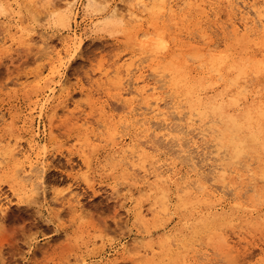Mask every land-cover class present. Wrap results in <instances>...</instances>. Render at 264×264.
I'll use <instances>...</instances> for the list:
<instances>
[{
  "label": "rangeland",
  "instance_id": "374dc122",
  "mask_svg": "<svg viewBox=\"0 0 264 264\" xmlns=\"http://www.w3.org/2000/svg\"><path fill=\"white\" fill-rule=\"evenodd\" d=\"M71 1L56 0L62 7L75 5L69 24L70 29L67 30L66 27L58 26L59 18L49 19L51 11L38 7V5H45L47 0H0V39H6L5 43L0 41V148L3 147L0 149V179L10 178L17 173L23 176L22 171L29 170V162H33V167L37 165L40 167V161L44 162V176L49 180L51 187L66 188L69 183H73L67 195L70 199L73 194L79 198V203L73 204V207L82 214V218L77 216L75 219H72L70 215L66 223L67 231L62 225L61 231L57 233L53 225V233L58 239H52L46 249H39V257L27 252L25 255L31 256L33 260H43L45 264H61V261L67 264L66 253L69 251L72 252L73 260L86 256L89 264H206V262L215 264L218 260L230 259L242 260L245 264H255L264 254L260 248V245L264 244V231H262L264 229V179H260L261 173L264 172V157L249 146L244 156L241 155L235 159L231 155V147L227 145L228 138L223 129L225 126L218 117L205 118L207 122L215 121L216 124L207 123V126L210 124L219 129L216 132V136L220 134L218 139L214 137L215 133L204 135L199 129L196 130L201 123L200 118L195 114L192 115L189 127L186 124L190 114L187 110H183L184 118L179 117L180 114L176 111H172L171 105L175 98L171 99V95L175 97L176 93L173 92V88H170L172 86L170 77L174 68L181 67L187 80L203 82L205 88L199 90L203 97L222 98L229 101L236 99V96L241 93L242 96L236 99L238 105L233 108L235 112H242L253 104L263 108L264 68L262 72L261 67L260 72L257 69L258 64H256L257 68L254 64L258 63L259 58V61H264V51L253 44L243 45L235 42L237 40L231 31V26L227 23L229 7L225 0H210L211 5L215 7L214 13L209 11L212 15L208 13L205 21L199 24L196 22L199 20V12L196 9L188 10L181 7L182 10H177L174 15L167 13L166 16V13L157 10L152 13L151 10H144L142 5H137V0H112L125 11L129 5H136L132 7L133 15L128 16L123 25L105 24L104 21L108 19L109 12L107 9L86 14L83 6L87 4V0H76L70 3ZM108 1L110 0H96L95 3L109 4L112 7L114 3ZM42 13L46 14L41 15ZM153 17L154 22L151 20ZM158 19L161 23L157 22ZM151 21L155 25L154 29ZM209 21H213L212 24ZM33 22L37 27H31ZM44 24L50 25L47 29L49 40L45 43L49 45L51 51L47 47L41 49L37 45L40 39L38 34L45 31V28L41 26ZM30 28L36 35L27 36ZM141 28L149 30L150 35L146 38L148 41L142 39L139 31ZM98 29H108V31L96 35ZM157 32L161 34V37L157 36ZM73 33L78 36L84 34V46H94V50L101 53L89 83L98 79L113 82V95H108V90L105 88L103 95H100L98 91L97 96L92 97L88 105L92 116L87 127L82 120L77 119L75 110L78 101H83L89 93L78 91L84 85H74L71 94L69 93V69L73 73L76 71L72 63L63 69V74L61 73V60L67 61L71 50V45L67 49L65 40H68ZM93 36L95 38H92ZM29 37L31 39H26ZM51 40H55L56 44L51 45ZM162 40L166 44L162 43L164 42ZM160 41L163 45L158 44ZM208 41H210L209 44ZM29 43L33 46L31 50L28 48ZM204 43L207 47L209 45V48ZM214 43L218 46L213 47L211 44ZM153 44L157 47V50L155 47L156 52L152 51ZM225 46L227 48H224ZM60 49H64L63 55L60 54ZM221 54H223L221 58L226 56L229 62L244 58L241 59V64L247 65L251 62L252 66H255L254 70L251 69V64L250 67L244 65L247 68H245L247 75L244 76V73L243 77L239 76V78L236 72L225 70L217 72L210 64L214 56H216L215 59L219 56V60ZM209 55H213L211 60ZM248 56L252 58L250 62ZM253 60L257 61L254 63ZM172 65L176 66L173 68ZM127 67L132 68L130 75L132 78L126 73ZM136 67L142 68L146 83L149 85L146 94L150 97L158 96L165 99L163 103L166 102L167 106L164 107V104H161L162 108L165 111L168 109L167 112L171 113H167L170 114V116L167 115L166 124L169 122L168 125H158V127L156 122L152 121L151 130L155 131L154 134L158 133L159 138L157 136L153 141L154 134L151 135V143L154 142V145L148 144L154 147H152L153 150L147 147L142 161L135 163L139 165L144 163L147 167L163 165L162 169L174 167L178 176L183 174L180 177L181 180L177 181L180 188L175 183H166L162 185V189L147 187L146 190L138 191L133 184L138 183L143 173L139 168L130 170L127 160H124L125 157L122 155L123 149L127 147L138 148L146 144L147 125L139 120L142 117L140 113L145 112L146 109L143 110L144 101L138 93V89L145 84L132 83L133 73H137ZM250 70L256 73L255 76L252 72H248ZM109 73H111L110 76ZM85 78H88L87 73ZM232 80L234 83L231 84ZM153 86H157L156 92L152 90ZM240 86L245 90L243 91ZM240 90L242 92H239ZM226 96L232 98L229 99ZM169 100H171L170 103ZM147 112L149 111L146 110V117H150L152 113ZM162 133L163 135L165 133V136L161 135ZM69 136L83 141L74 154H66L68 147L62 146V141L67 140ZM15 147L21 151V154L10 157L9 149ZM218 149L223 153L222 155L219 154ZM85 152L90 154L94 175L96 172L100 173L95 176L93 195L87 198H85V188L76 186L75 176L72 178L68 176L69 171L80 169L81 154ZM215 153H218V156ZM245 164L248 169L244 168ZM48 165L51 167H47ZM219 165L220 168H228L230 172L237 169L239 174L229 173V171L225 173L226 175L219 174L221 172H219L220 168L218 169ZM242 165L243 168H241ZM193 167L199 170L201 175L191 179L206 181V185L211 187L212 191L215 190L213 198L206 195L203 197L204 190L201 188L200 190L194 188L196 191L191 190L188 193L181 187L184 175ZM215 167L217 171L212 170ZM243 169L249 171H242ZM152 180L149 177V181ZM52 181L55 183L52 184ZM28 186L30 187L31 184L29 183ZM235 187L243 191L242 194L245 196L242 198L243 201L236 199L233 195L231 190ZM16 211L24 214V210L20 207H16ZM69 233L80 236L81 244L87 247L81 249L77 246L73 249L65 245L64 241ZM100 237L102 239H99L98 246L92 243ZM88 248H91V252ZM16 258V255L0 246V261ZM19 259L23 264L25 256H19Z\"/></svg>",
  "mask_w": 264,
  "mask_h": 264
},
{
  "label": "bare ground",
  "instance_id": "6f19581e",
  "mask_svg": "<svg viewBox=\"0 0 264 264\" xmlns=\"http://www.w3.org/2000/svg\"><path fill=\"white\" fill-rule=\"evenodd\" d=\"M76 0H72L70 3H73V2H75ZM134 1V0H133ZM89 2V0H87V3ZM94 2H96V0H94ZM108 2H113L114 3V1H112V0H110V1H108ZM225 2L227 3V6L229 7V18H228V22L227 23H229V25L231 26V31H232V33H233V35H234V37H235V39L237 40V41H235V42H238V43H241V44H243V45H246V44H253V45H255V47H259L261 50H263L264 51V22H262V17H264V0H225ZM136 3H137V5H142V7H143V9L144 10H147V11H149V10H151V13L152 12H155V10L153 9V6L155 5V6H160V5H163L164 6V11L162 12V13H166V16H167V13H170V14H172V15H174L175 13H176V11L177 10H182V8L181 7H183V8H186V9H188V10H198V12H199V20L198 21H196V22H198V24L199 23H201V21H205L204 19L207 17V15H208V13H210L209 11H212L213 13H214V8L215 7H213L212 5H211V2H210V0H137L136 1ZM215 3H217V2H215ZM214 3V4H215ZM225 3V4H226ZM220 5H221V3H219ZM218 4V5H219ZM224 4V5H225ZM66 6L68 5V2L65 4ZM222 6V5H221ZM220 6V7H221ZM113 8H116V9H119L120 11H121V14L123 15V13H129V16H131V15H133V13H134V10H133V8H129V7H127V9H126V11L124 10V9H122L121 7H118V4L115 2L114 3V5L112 6ZM219 7V8H220ZM227 7V8H228ZM218 8V7H217ZM226 8V7H225ZM222 10V9H221ZM158 11V10H157ZM160 12V11H159ZM158 12V13H159ZM179 12V11H178ZM226 12V11H225ZM189 13H190V11H189ZM160 14V13H159ZM193 14H195V13H193ZM211 14V13H210ZM228 14V13H227ZM196 15V14H195ZM194 15V16H195ZM212 15V14H211ZM161 16V15H160ZM177 16V15H176ZM216 16H218V15H216ZM216 16H214L215 18H216ZM163 17H165V16H163ZM162 17V18H163ZM171 17H174V16H171ZM185 18H186V15L184 16ZM197 17V16H196ZM209 17H210V15H209ZM221 17V16H220ZM161 17H160V19H162ZM177 18V17H176ZM198 18V17H197ZM219 18V17H218ZM225 18V17H224ZM154 19V17L153 18H151V20H153ZM155 19H157V18H155ZM164 19V18H163ZM203 19V20H202ZM208 19V18H207ZM221 20V19H220ZM219 20V21H220ZM159 21V19L157 20V22ZM172 21V20H171ZM211 21V20H210ZM209 21V23H211L212 24V22H210ZM226 21V20H225ZM224 21V22H225ZM152 22V21H151ZM153 22H154V20H153ZM152 22V23H153ZM156 22V21H155ZM160 22V21H159ZM221 22V21H220ZM161 23V22H160ZM174 23V22H173ZM163 24V23H162ZM196 24V23H195ZM203 24V23H202ZM220 24V23H219ZM224 24H226V23H224ZM150 25H152L151 23L149 24V26ZM153 25H154V23H153ZM201 25V24H200ZM215 25V24H214ZM148 26V27H149ZM157 26V25H156ZM176 26V25H175ZM193 26V25H192ZM211 26V25H210ZM217 26V25H216ZM151 27V26H150ZM154 27H155V25L153 26V29H154ZM194 27H195V25H194ZM225 27V26H224ZM223 27V28H224ZM227 27V26H226ZM67 28V30H69L70 29V25L68 26V27H66ZM162 28V27H161ZM200 28H201V26H200ZM218 28H219V26H218ZM205 29V28H204ZM207 29H208V26H207ZM206 29V30H207ZM72 30V29H71ZM199 30V29H198ZM197 30V31H198ZM201 30V29H200ZM140 31V33H141V36H142V39L143 40H145L146 38H148L149 37V35H150V32H149V30L148 29H140L139 30ZM156 31H157V29H156ZM158 31H161V30H158ZM164 31V30H163ZM195 31H196V29H195ZM73 32V31H72ZM166 31H164V33H165ZM208 32V31H207ZM223 32V31H222ZM23 33V32H22ZM29 33V32H28ZM152 33H153V30H152ZM158 34H160L159 32H157ZM156 33V34H157ZM162 33V32H161ZM163 33V34H164ZM157 34V36H159V37H161V34L160 35H158ZM166 34H167V32H166ZM205 34H206V32H205ZM204 33H203V35H205ZM155 35V34H154ZM209 35V34H208ZM232 35V34H231ZM232 35V36H233ZM23 36H24V34H23ZM27 36H30L29 34L27 35ZM136 36H139V35H136ZM152 36H153V34H152ZM151 36V37H152ZM164 36V35H163ZM205 36H207V34L205 35ZM204 36V37H205ZM79 36H78V34L76 35V34H72L71 35V37H68V40H65L67 43H66V45H67V49H68V47H70V45H72V41H73V38H78ZM158 37V38H159ZM231 37V36H230ZM12 38V37H11ZM155 38H157V37H155ZM208 38H209V36H208ZM211 38V37H210ZM209 38V39H210ZM26 39H31V37H29V38H26ZM160 40H161V38H159ZM203 39V38H202ZM150 40V39H149ZM167 40V39H166ZM211 41H212V39H210ZM0 41L2 42V43H5L6 42V39H0ZM146 41H148L147 39H146ZM153 41V40H152ZM151 41V42H152ZM157 41H159V40H157ZM162 41H164V40H162ZM162 41H160V43H158V44H161V42ZM207 41V40H206ZM29 41H27V43H28ZM156 42V41H155ZM204 42H205V40H204ZM162 43H164V44H166L165 43V41L164 42H162ZM203 43V42H202ZM206 43V42H205ZM205 43H204V45H205ZM210 43V41H208V44ZM216 43V42H215ZM211 44V45H213V47H215V45H217V44ZM144 44H145V42H144ZM147 44V43H146ZM155 44H157V42L155 43ZM155 44H153V45H151V48L153 47V49H152V51L154 52V50H155V47H156V45ZM141 45V44H140ZM155 45V46H154ZM161 45H163V44H161ZM210 45V46H211ZM158 46V45H157ZM206 46V45H205ZM218 46V45H217ZM216 46V47H217ZM165 47V46H164ZM207 47V46H206ZM229 47V46H228ZM254 47V48H255ZM162 48V47H161ZM167 48V47H166ZM207 48H209V45H208V47ZM224 48H227V46H225ZM230 48V47H229ZM165 49V48H164ZM193 49H195V48H193ZM202 49H204V48H202ZM210 49H211V47H210ZM213 49H215V48H213ZM156 50H157V47H156ZM156 50H155V52H156ZM212 50V49H211ZM248 50V49H247ZM195 51V50H194ZM231 51V50H230ZM262 51V52H263ZM193 52V51H192ZM225 52H227V51H225ZM232 52V51H231ZM261 52V53H262ZM200 53V52H199ZM209 53H211V51L209 52ZM213 53V52H212ZM224 53V52H223ZM230 53V52H229ZM233 53V52H232ZM231 53V54H232ZM243 53V52H242ZM252 53V52H251ZM201 54V53H200ZM216 54V53H215ZM244 54V53H243ZM249 54V53H248ZM188 55V54H187ZM198 55V54H197ZM218 55H220L219 53H218ZM223 54H221V56H220V59L218 60V58H219V56H217V59H215L214 57H216V56H214L213 58H212V60H211V57L213 56V55H209L210 56V59L209 60H211V67L213 66V68L212 69H215V70H217V72L218 71H220V72H222L223 70H225V71H229V72H236L237 74H238V78H239V76L241 77L247 70H245V68L248 66V67H250V64H251V66H252V63L250 62V60L252 59V58H250L249 56V64H247V65H243V64H241V61L244 59H239L238 61H236V62H229V59L228 58H226V56H224L225 58H221V57H223L222 56ZM225 55H227V53L225 54ZM247 55V54H246ZM252 55V54H251ZM264 55V54H263ZM200 56V55H199ZM233 56V55H232ZM258 56V55H257ZM256 56V57H257ZM58 57L60 58V55L58 54ZM201 57V56H200ZM198 58V57H197ZM202 58V57H201ZM237 58H240V57H237ZM193 59V58H192ZM214 59V60H213ZM235 59V58H234ZM247 59V60H248ZM255 59H257V58H255ZM260 59V58H259ZM259 59H258V63H255L256 61L255 60H253L252 62H254L255 64V66H256V64H258L257 66H259V68H257V66H256V68L259 70V69H261V67H262V69H261V71L263 72V68H264V61H262V60H260L259 61ZM263 59H264V57H263ZM194 61V60H193ZM246 61V60H245ZM182 62V61H181ZM208 62V61H207ZM248 62V61H247ZM202 63V62H201ZM209 63V62H208ZM243 63H244V61H243ZM133 64V63H132ZM175 64V63H174ZM184 64V66H185V63H183ZM124 66V65H123ZM134 66V65H133ZM173 66V65H172ZM174 66H176V65H174ZM174 66H173V68H174ZM200 66H202V65H200ZM254 66V67H255ZM126 67V66H125ZM209 67V66H208ZM253 66H252V70H254L253 68H254ZM134 68V67H133ZM137 68V67H136ZM172 68V67H171ZM181 67H179V68H174L175 70H173V74H172V77H170V79H172V81H171V84H172V86L170 87V88H173V92H175L174 94H175V97H172V95H171V99L172 98H175L173 101V105H171L172 106V108H173V110L172 111H176L178 114H180L179 115V117H185V112L183 113V110H187V112H189L190 114H189V118H188V120L186 119V124L189 126L190 124H189V122H192V115L193 114H195V115H197V117H199L200 118V125L199 126H197L196 128V130H198L199 129V131H200V133L201 134H208V133H210V135L211 134H213L214 135V133H215V135H214V137L215 138H217V137H220L219 135L220 134H218V136H216V132H218L219 131V129H217L216 128V126L214 125V124H216L215 123V121L214 122H211V121H209L208 120V122L205 120V118L207 117V116H213V117H218L219 118V120L221 119V121L223 122V124H224V128L223 129H225V134H226V136H227V140H228V147H231V150H230V152H231V155L233 156V157H235V159H237L236 157H239V156H244L245 154V152H247V150H248V148H249V146H251L253 149H254V151H256V152H258L261 156H263L264 157V106H263V108L261 107V106H259V105H255V104H253V105H250L249 107H247V108H245L242 112H235L234 110H233V108L234 107H236L237 105H238V103H237V101L238 100H236L239 96H242V95H240L241 93H239V95H237L236 97V99L235 98H233L232 100H223L222 98H214V99H211V98H207V97H203L202 95H201V93H199V90H201L203 87H204V84H203V82H191V81H189V80H187L186 78H187V76L185 75V73H182V70L180 69ZM200 68H202V67H200ZM132 69V68H131ZM131 69H129V67H127L126 68V73H127V75H129V77L130 78H132V76H130L132 73V71H131ZM135 69V68H134ZM184 69V68H183ZM247 69V68H246ZM256 69V70H257ZM117 70H118V68H117ZM187 70V69H186ZM211 70V69H210ZM134 71V70H133ZM171 70H169V72H170ZM260 71V70H259ZM259 71H257V72H259ZM260 71V72H261ZM117 72V71H116ZM125 72V71H124ZM248 72H252L251 70L250 71H248ZM130 73V74H129ZM137 73H139V74H137ZM137 73H133V77H134V79H133V84H136L137 82H142V83H144L145 85L141 88V89H138V93H139V95L140 96H142V99H143V101H144V104L142 105V106H144V107H142L143 108V110H144V108L147 110V111H149L150 113H152V115L150 116V117H146V110H145V112H141L140 113V115H142V117H141V119H139L143 124H146L147 126H146V128H145V130H146V144L144 145V147H138V148H135L134 146H132V147H127L126 149H123V151H122V155H124V157H125V159L124 160H127V163L128 164H136L135 162H140V161H142V159H143V155L145 154V152H146V149H147V147H150L152 150H153V146H150L149 144L152 142L151 141V135H153L154 134V130H151V127H152V121H154V122H156V124H157V126L158 125H160V126H164V125H168L169 124V122H168V124H166L167 123V119H168V116L167 115H169L170 116V114H167V113H171L170 111L169 112H167V110L165 111L163 108H162V105L164 104V107H166L167 105L165 104V103H163V100H165V99H163V98H161V97H158V96H152V97H150L149 95H147L146 94V92L148 91V84L146 83V79L144 78L145 77V75H144V73H143V71H142V68H137ZM171 73V72H170ZM197 73V72H196ZM233 73V74H234ZM253 73V72H252ZM222 74V73H221ZM236 74V75H237ZM256 74V73H255ZM255 74L253 73V75L255 76ZM196 75V74H195ZM194 75V76H195ZM218 75H219V73H218ZM245 75H247V73H245L244 74V76ZM258 75V74H257ZM171 76V75H170ZM197 76V75H196ZM209 76V75H208ZM234 77V76H233ZM243 77V76H242ZM220 78V77H219ZM235 78V77H234ZM237 78V79H238ZM243 79H245V78H243ZM208 80V79H207ZM228 80V79H227ZM235 80V79H234ZM234 80H232L231 81V84H232V82L234 81ZM242 80V79H241ZM240 80V81H241ZM229 81V80H228ZM135 82V83H134ZM237 82V81H236ZM243 82V81H242ZM170 83V82H169ZM214 83V82H213ZM234 83V82H233ZM206 84V83H205ZM214 84H216V83H214ZM228 84V83H227ZM230 84V85H231ZM170 85V84H169ZM207 86V85H206ZM169 87V86H168ZM241 87V86H240ZM243 87H245L244 86V84H243ZM205 88V87H204ZM227 88H228V86H227ZM226 88V89H227ZM156 89H157V86H153L152 87V90L154 91V92H156ZM241 89H242V87H241ZM244 89V88H243ZM242 89V90H243ZM245 90V89H244ZM243 90V91H244ZM209 91V90H208ZM238 91V90H237ZM213 92V91H212ZM239 92H242L241 90L239 91ZM210 93V92H209ZM223 93V92H222ZM173 94V93H172ZM238 94V93H237ZM234 96H235V94H233ZM230 96V95H229ZM168 97H170V96H168ZM221 97V96H220ZM227 98H229V99H231L232 97H228V96H226ZM225 97V98H226ZM170 99V98H169ZM169 103L171 102V100H169L168 101ZM162 104V105H161ZM240 104V103H239ZM261 104V103H260ZM169 105V104H168ZM133 109V108H132ZM131 110V109H130ZM169 110H171V109H169ZM135 111V110H134ZM237 111V110H236ZM149 112H147V113H149ZM186 115H187V113H186ZM191 116V117H190ZM183 117V118H184ZM194 118V117H193ZM130 119H131V117H130ZM199 120V119H198ZM205 120V121H204ZM183 121V120H182ZM136 122V121H135ZM134 122V123H135ZM139 122V121H138ZM217 122V121H216ZM219 122V121H218ZM152 123V124H151ZM207 123H214L213 125L215 126V127H213V126H210V124H209V126H207ZM142 124V125H143ZM151 124V125H150ZM219 124V123H218ZM141 125V124H140ZM156 126V127H157ZM187 126V127H188ZM154 127V126H153ZM155 127V128H156ZM159 127V126H158ZM165 127H167V126H165ZM165 127H162V128H165ZM190 127V126H189ZM188 127V128H189ZM186 129V128H185ZM191 129V128H190ZM167 130V129H166ZM187 130V129H186ZM193 130V129H192ZM161 133V132H160ZM232 134V135H231ZM160 135V134H159ZM161 135H163V133L161 134ZM167 136H168V133L166 134ZM158 136V133H155L154 135H153V141H154V138L155 137H157ZM163 136H165V133H164V135ZM222 137V136H221ZM158 138H159V136H158ZM163 138V137H162ZM168 138H169V136H168ZM161 139V138H160ZM218 139V138H217ZM163 140V139H162ZM156 141H157V139H156ZM155 141V142H156ZM194 142V141H193ZM145 143V142H144ZM149 143V144H148ZM154 143V142H153ZM153 143H151L152 145H154ZM148 144V145H147ZM141 145H143V144H141ZM217 145V144H216ZM32 146V145H31ZM219 146V145H218ZM1 147V146H0ZM17 147V146H16ZM11 148V149H9V154L8 155H10V157H17V156H20V154H21V151L20 150H17V148ZM153 147V148H152ZM224 147V146H223ZM3 148V147H2ZM2 148H0V149H2ZM5 148V147H4ZM219 148H220V146H219ZM31 149V148H30ZM155 149H156V147H155ZM221 149V148H220ZM223 149V148H222ZM8 150V149H7ZM7 150H5L6 152H7ZM150 150V149H149ZM219 150V149H218ZM218 150H216V151H218ZM219 152V154L221 153L220 152V150L218 151ZM251 152V151H250ZM121 153V152H120ZM125 153H128L127 155L125 154ZM218 154V153H217ZM216 153H215V155L216 156H218ZM223 153H221V155H222ZM244 154V155H243ZM250 154V153H249ZM220 155V156H221ZM226 155V154H225ZM225 155H223V156H225ZM256 155H257V153H256ZM222 156V157H223ZM248 156V155H247ZM246 156V157H247ZM259 156V155H258ZM123 157V158H124ZM121 158V157H120ZM127 158V159H126ZM215 158V157H214ZM221 158V157H220ZM224 158V157H223ZM227 158H229V157H227ZM255 158H257V157H255ZM234 159V160H235ZM123 159H121V161H122ZM216 160V159H215ZM221 160V159H220ZM224 160V159H223ZM43 161V160H42ZM218 161V160H217ZM122 162H124V161H122ZM258 162V161H257ZM194 163V162H193ZM239 163V162H238ZM241 163V162H240ZM41 164V165H40ZM40 170L41 171H43L44 173H45V164H44V162H41L40 161ZM141 164V163H140ZM249 164H251V163H249ZM191 165V164H190ZM194 165H196V164H194ZM217 165V164H216ZM162 166L163 165H160V166H157V167H154V166H149V167H147L144 163L143 164H141V167L139 168V169H141V171H142V173H143V175H142V177H140V180L138 181V185L136 184V183H134L133 185H134V188H136L138 191H142V190H146V188L147 187H153L154 189H162V185L163 184H166V183H169V184H173V183H175L176 185H177V187L178 188H180V186L178 185V183H177V181H178V179L179 180H181L180 179V177L183 175H181V176H178V173L176 172V170L174 169V167H169L168 169H162ZM241 166V165H240ZM249 166V165H248ZM36 167H38V165L36 166ZM36 167H33V162H29V170H23L22 171V173H23V175H31L32 174V170H33V168H36ZM192 167V166H191ZM199 167V166H198ZM213 167V166H212ZM220 168V165H219V167H218V169ZM241 168H243V165H242V167ZM244 168H247L246 167V164H245V166H244ZM135 169V168H134ZM202 169V168H201ZM211 169V168H210ZM214 169H216L215 171H217V168L215 167V168H212V170H214ZM221 169V170H220ZM219 169V174H225L226 172L228 173V171H229V169L228 168H224V167H221ZM228 169V170H227ZM248 169V168H247ZM247 169H243L242 171H246ZM249 169H250V167H249ZM211 170V171H212ZM262 170V169H261ZM138 171H140V170H138ZM137 171V172H138ZM247 171H249V170H247ZM251 172L253 171V170H250ZM136 172V171H135ZM231 172H237L238 174H239V172L237 171V169H233V170H231ZM230 171H229V173H231ZM251 172H249V173H251ZM170 173V174H169ZM201 173V172H200ZM199 173V170H197L195 167H193V168H191V171L189 172V173H186L184 176L185 177H183L184 178V181H183V184H182V188H184L188 193L189 192H191V190H195L196 191V189H194V188H199V190H200V188L202 189V190H204V195H202L203 197L206 195V196H208V197H210V196H212V198H213V196H215V190L214 191H212L213 189H210L207 185H206V181L205 182H202L201 180L202 179H191V178H193V177H196V176H200L201 174ZM212 173H213V171H212ZM248 173V172H247ZM252 174V173H251ZM250 174V175H251ZM140 175V174H139ZM167 175V176H166ZM226 175V174H225ZM260 175V174H259ZM258 175V176H259ZM21 176H22V174H21ZM203 176V175H202ZM208 176V175H207ZM206 176V178H208ZM223 176V175H222ZM252 176V175H251ZM253 176H254V174H253ZM261 176H262V178H260L261 180L262 179H264V172L263 173H261ZM260 176V177H261ZM149 177L150 178H152L153 180L152 181H149ZM213 177H215L214 175H213ZM212 177V178H213ZM256 177V176H255ZM203 178V177H202ZM206 178H204V179H206ZM210 178V177H209ZM211 178V179H212ZM222 180L224 179V177L222 178V177H220ZM244 178V177H243ZM207 180V179H206ZM209 180V179H208ZM211 181V180H210ZM208 184V183H207ZM263 184V183H262ZM238 187H239V185H237ZM254 186V185H253ZM222 187H223V185H222ZM225 187V186H224ZM223 187V188H224ZM247 187H248V185H247ZM262 187V186H261ZM243 188V187H242ZM260 188V187H259ZM184 189H183V191H184ZM225 189V188H224ZM223 190V189H222ZM242 190H244L245 191V189H242ZM253 190H254V188H253ZM260 190V189H259ZM178 191H179V189H178ZM232 192H233V195L236 197V199H242L243 197H245V196H243V194H242V192L240 191V190H237V188L235 187V188H233L232 190H231ZM248 191V190H247ZM180 192H182V191H180ZM198 192V191H197ZM226 192V191H225ZM249 192V191H248ZM260 192V191H259ZM183 193V192H182ZM203 194V193H202ZM201 195V194H200ZM205 196V197H206ZM221 196V195H220ZM250 198V197H249ZM205 199V198H204ZM203 199V200H204ZM215 199V198H214ZM206 200V199H205ZM248 200V199H247ZM209 201V200H208ZM242 201H243V199H242ZM245 201V200H244ZM220 203V202H219ZM214 204V203H213ZM237 204V203H236ZM235 204V205H236ZM247 204V203H246ZM259 204V203H258ZM185 205V204H184ZM183 206V205H182ZM226 206V205H225ZM239 206V205H238ZM241 206V205H240ZM244 206V205H243ZM250 206V205H249ZM242 207V206H241ZM154 208V207H153ZM152 208V209H153ZM223 208V207H222ZM244 208H245V206H244ZM215 209H216V207H215ZM211 210V209H210ZM146 211V210H145ZM148 211V210H147ZM220 211V210H219ZM139 214H141V210H139ZM146 214V213H145ZM208 216V215H207ZM252 216V215H251ZM211 217V216H210ZM216 217V216H215ZM209 218V217H208ZM207 220V219H206ZM221 220V219H220ZM223 220V219H222ZM219 221V220H218ZM227 221V220H226ZM253 221V220H252ZM220 222V221H219ZM208 224V223H207ZM211 224H213V222L211 223ZM209 226V225H208ZM226 243V242H225ZM228 250V249H227Z\"/></svg>",
  "mask_w": 264,
  "mask_h": 264
},
{
  "label": "snow or ice",
  "instance_id": "6c2138e0",
  "mask_svg": "<svg viewBox=\"0 0 264 264\" xmlns=\"http://www.w3.org/2000/svg\"><path fill=\"white\" fill-rule=\"evenodd\" d=\"M135 6L136 5L132 4L128 7L132 8ZM38 7L51 11L50 20L59 18L60 23L58 26L60 28L69 26L72 11H75V5L70 4L67 7H62L58 5L56 0H47L45 5H38ZM83 7L86 14L92 11L109 10L108 19L104 21L105 24L123 25L129 16V13H123L122 15L119 9L113 8L109 4H97L94 0H89ZM153 9L160 12L165 10L163 5H154ZM44 14L46 13H42L41 15ZM77 21H79V16H77ZM262 22H264V17H262ZM41 26L45 28V31L38 34L40 39L37 41V45L41 49L47 47L49 51H51L52 49L45 43V41L49 40L47 29L50 25L44 24ZM31 27H37L36 23L33 22ZM104 31H108V29H98L96 30V35ZM29 35H36V33H33L30 28ZM92 38H95V36ZM50 43L51 45H55L56 41L51 40ZM66 43L67 42H65V44ZM84 44V34H81L78 38H73L68 60H61V73L63 74V69L67 67L69 63H72L76 71L73 73L71 69H69V93L71 94L74 85H84V87L79 88L78 91H88L89 93L83 101H78L75 110L77 112V119L82 120L85 127H87V123L92 116L88 108L92 97L97 96L98 91L100 95H103L105 88L108 90V95H113V82L111 80L98 79L97 81H92L91 84L89 83L92 71L95 70L96 62L98 58H101V53L96 52L94 46L85 47ZM32 47V44L29 43L28 48L31 50ZM59 51L60 54L63 55L64 49H60ZM86 73L88 78H85ZM108 75L110 76L111 73ZM73 141H75V143H73ZM82 144L83 141L76 140L74 136H69L67 140L62 141V146L68 147V153L66 154H74L77 147ZM226 151L227 150H225V152ZM45 152H47V149H45ZM81 155L82 160L80 169L69 171L68 176L69 178L75 176L74 182L76 186L85 188V198H87L93 195L96 184L95 176L100 175V173L96 172L94 175L90 154L85 152ZM69 158L71 159V155ZM106 166L107 164L105 162V170ZM47 167H51V165ZM140 167L141 165L139 164H129L130 170ZM29 183L31 184L30 187L28 186ZM51 183L54 184L55 181ZM72 187L73 183H69L66 188L51 187L49 180L45 178L44 172L40 170L39 166L33 168L31 175L21 176L17 173L10 178L0 179V246H3L9 253L17 256L15 260L9 259L0 261V264H21L19 256H25L23 264H45L43 260H33L31 256H27L25 253H32L39 257V249H46L48 243L52 239H58L53 233V225H55L56 232L59 233L62 225L65 226V231H67L66 223L70 215L72 219H75L77 216L82 218V214L77 212L76 208L73 207V204L79 203V198L73 194L70 199L67 195ZM53 193H55V195H52ZM49 197L51 198L49 199ZM16 207H20L24 210V214L17 212ZM262 231H264V229H262ZM99 239H102V237L92 243L98 246ZM64 243L67 246H71L73 249L77 246L81 249L87 247V245L81 244L80 236H73L71 233L67 235ZM260 248L262 252H264V244H261ZM88 251L91 252V248H88ZM66 254L68 256L67 264H89V260L86 256L82 259L77 258L73 260L71 251ZM61 264H65V262L61 261ZM206 264H212V262H206ZM215 264H245V262L238 259H230L228 261L218 260ZM255 264H264V254H262L259 261L255 262Z\"/></svg>",
  "mask_w": 264,
  "mask_h": 264
}]
</instances>
